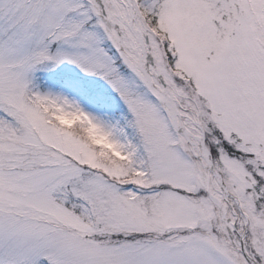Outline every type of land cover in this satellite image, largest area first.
Returning a JSON list of instances; mask_svg holds the SVG:
<instances>
[{
  "label": "snow or ice",
  "instance_id": "6c2138e0",
  "mask_svg": "<svg viewBox=\"0 0 264 264\" xmlns=\"http://www.w3.org/2000/svg\"><path fill=\"white\" fill-rule=\"evenodd\" d=\"M0 264H264V0H0Z\"/></svg>",
  "mask_w": 264,
  "mask_h": 264
}]
</instances>
